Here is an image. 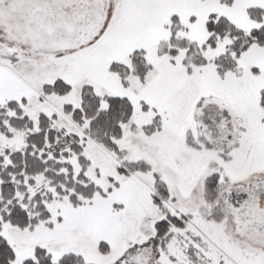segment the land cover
<instances>
[{
  "label": "snow or ice",
  "instance_id": "obj_1",
  "mask_svg": "<svg viewBox=\"0 0 264 264\" xmlns=\"http://www.w3.org/2000/svg\"><path fill=\"white\" fill-rule=\"evenodd\" d=\"M0 264H264V0H0Z\"/></svg>",
  "mask_w": 264,
  "mask_h": 264
}]
</instances>
